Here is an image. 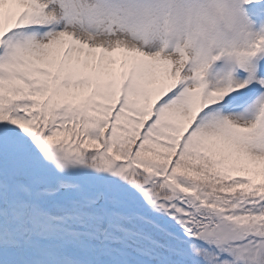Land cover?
Returning a JSON list of instances; mask_svg holds the SVG:
<instances>
[{
    "label": "snow or ice",
    "instance_id": "snow-or-ice-1",
    "mask_svg": "<svg viewBox=\"0 0 264 264\" xmlns=\"http://www.w3.org/2000/svg\"><path fill=\"white\" fill-rule=\"evenodd\" d=\"M0 264H264V0H0Z\"/></svg>",
    "mask_w": 264,
    "mask_h": 264
}]
</instances>
